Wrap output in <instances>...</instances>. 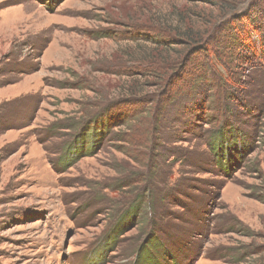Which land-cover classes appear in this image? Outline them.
Segmentation results:
<instances>
[{
  "label": "rangeland",
  "instance_id": "obj_1",
  "mask_svg": "<svg viewBox=\"0 0 264 264\" xmlns=\"http://www.w3.org/2000/svg\"><path fill=\"white\" fill-rule=\"evenodd\" d=\"M195 6L215 13L191 0H0V264H139L160 229L167 264H264V61L215 67L181 115L149 67L162 48L124 32L183 28ZM100 117L109 125L81 143Z\"/></svg>",
  "mask_w": 264,
  "mask_h": 264
},
{
  "label": "trees",
  "instance_id": "obj_2",
  "mask_svg": "<svg viewBox=\"0 0 264 264\" xmlns=\"http://www.w3.org/2000/svg\"><path fill=\"white\" fill-rule=\"evenodd\" d=\"M191 1H195L196 4L210 5L215 9L214 15L206 14L203 7L197 9L195 6L190 12L194 19L188 15L179 14L178 19L183 28L171 26L151 28L143 25L136 32L124 30L126 36L131 39L150 41L162 48V50L159 48L160 52H155L150 57L153 64L149 67L153 70L158 85H163L166 90H173V94L170 95L172 99L170 105L183 104L189 95L200 96L203 99L205 93L211 91L214 86L210 85L209 79L214 76L215 67L228 68L239 60L242 62L254 59L264 61V0ZM197 22L200 26L194 27ZM180 109L179 114L183 115L189 108L181 105ZM94 120V122L92 120L93 125L97 124V126H92V134H89V127L78 134L77 137L81 143H84L89 135L93 139L99 138L102 129L109 125V118L106 121L102 117ZM179 124L186 125L185 122H179ZM226 131L230 136H234L238 134L239 128ZM225 137L227 134L221 132L219 138H216L220 166L223 164L225 155L223 150ZM78 141L76 140V143ZM75 148L72 154L78 155L84 150L83 145ZM137 202L143 203L144 200L137 199ZM148 203L150 204V201ZM148 215H150L149 219ZM144 216L147 217V221H151L153 211L148 214L144 212ZM160 232L161 235L158 237L151 234L140 244L135 263L167 264V261L173 260L171 255L173 248H168L165 243L167 241L163 238L166 231L160 229ZM168 237L171 239L170 236ZM178 251L183 252V248L180 247Z\"/></svg>",
  "mask_w": 264,
  "mask_h": 264
}]
</instances>
